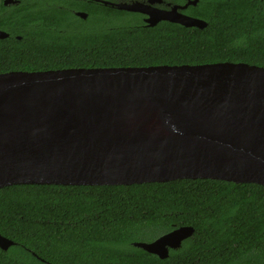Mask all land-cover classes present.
Here are the masks:
<instances>
[{
    "label": "trees",
    "instance_id": "obj_1",
    "mask_svg": "<svg viewBox=\"0 0 264 264\" xmlns=\"http://www.w3.org/2000/svg\"><path fill=\"white\" fill-rule=\"evenodd\" d=\"M0 0V74L68 68L246 63L264 67V0H202L207 27L78 21L50 2ZM74 18V19H73ZM20 37V39H19ZM167 259L134 246L180 227ZM0 264H264V186L196 179L0 189Z\"/></svg>",
    "mask_w": 264,
    "mask_h": 264
},
{
    "label": "water",
    "instance_id": "obj_2",
    "mask_svg": "<svg viewBox=\"0 0 264 264\" xmlns=\"http://www.w3.org/2000/svg\"><path fill=\"white\" fill-rule=\"evenodd\" d=\"M165 19L207 27L176 10ZM9 36L0 30V40ZM196 179L264 186V67L224 62L0 74V189ZM194 233L184 226L134 246L167 259ZM14 244L0 234V249Z\"/></svg>",
    "mask_w": 264,
    "mask_h": 264
},
{
    "label": "flooded vegetation",
    "instance_id": "obj_3",
    "mask_svg": "<svg viewBox=\"0 0 264 264\" xmlns=\"http://www.w3.org/2000/svg\"><path fill=\"white\" fill-rule=\"evenodd\" d=\"M6 1L3 0L5 6H16L21 3V0H13L8 4ZM192 1L194 0H57L50 3L69 11L75 19L83 21L85 25H88L87 21L90 19L106 18L110 21L107 25L112 29L119 24L135 26L140 24L142 27L151 28L167 23L181 25L165 19L174 10L185 17L203 20L191 12V8L199 6L202 0L197 4H191ZM121 5L135 6L141 11L121 9Z\"/></svg>",
    "mask_w": 264,
    "mask_h": 264
}]
</instances>
